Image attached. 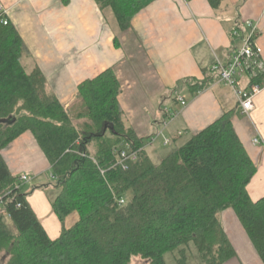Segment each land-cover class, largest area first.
<instances>
[{
    "label": "trees",
    "instance_id": "1",
    "mask_svg": "<svg viewBox=\"0 0 264 264\" xmlns=\"http://www.w3.org/2000/svg\"><path fill=\"white\" fill-rule=\"evenodd\" d=\"M95 1L112 11L122 32L141 8L139 0ZM2 19L0 255L5 264H130L132 257L166 264L164 255L175 251L176 264H188L190 245L201 264H226L236 254L219 219L225 211L233 212L264 264V197L252 201L247 192L256 166L233 130L231 112L153 165L143 140L123 123L112 69L79 84L76 119L82 126L77 128L41 71L25 69V46ZM263 80L264 74L253 82ZM25 132L51 166L57 191L51 210L62 225L56 239L48 237L1 157ZM122 150L137 152L126 170L116 166L115 151ZM72 213L77 220L66 228Z\"/></svg>",
    "mask_w": 264,
    "mask_h": 264
},
{
    "label": "crops",
    "instance_id": "2",
    "mask_svg": "<svg viewBox=\"0 0 264 264\" xmlns=\"http://www.w3.org/2000/svg\"><path fill=\"white\" fill-rule=\"evenodd\" d=\"M139 2L140 10L123 32L112 11L95 0H0V8L25 46L23 66L41 71L65 111L75 102L79 84L112 69L123 123L143 140L145 151L186 142L231 112L233 130L256 166L247 192L252 201L263 198L264 80L254 109L245 115L210 67L229 62L251 32L247 22L264 65V0ZM247 84V77L239 80L241 88ZM200 85L206 87L198 90ZM167 113L176 116L169 120ZM1 157L15 178L27 174L37 184L54 183L51 166L29 132L4 148ZM31 188L24 192L26 200L48 237L56 239L62 225L52 213V199ZM222 226L236 254L226 264H263L233 212L222 213Z\"/></svg>",
    "mask_w": 264,
    "mask_h": 264
},
{
    "label": "built area",
    "instance_id": "3",
    "mask_svg": "<svg viewBox=\"0 0 264 264\" xmlns=\"http://www.w3.org/2000/svg\"><path fill=\"white\" fill-rule=\"evenodd\" d=\"M3 14L4 11L0 8V17ZM2 22L4 25L6 24L5 19H2ZM246 25L251 27V32L243 39L242 46L232 52L228 63L223 64L216 61L210 67V71L216 76L218 84L228 87L233 91L242 113L248 115L254 109L253 99L261 89V85L254 83L253 79L264 74V65L260 62V50L254 40V28L249 22ZM242 77H247L248 79L247 86L243 88L239 86V80ZM177 102L181 108L186 107V102L183 98H177ZM167 114L169 115V120H172L176 116L175 113ZM167 143L168 141H165L164 145H167ZM253 143L258 145L257 140H254ZM115 156L116 166L126 170L127 163L136 161L137 152L129 150L115 151ZM26 182H28L26 176L18 178L19 184L17 187ZM119 204H123V200H120ZM1 209L2 198L0 197Z\"/></svg>",
    "mask_w": 264,
    "mask_h": 264
},
{
    "label": "rangeland",
    "instance_id": "4",
    "mask_svg": "<svg viewBox=\"0 0 264 264\" xmlns=\"http://www.w3.org/2000/svg\"><path fill=\"white\" fill-rule=\"evenodd\" d=\"M76 100L71 106H68L66 112H67L68 116L71 118V120L74 121L75 125L78 128V127L82 126L81 123H79L78 118L76 119V116L81 111V106H80V103H78L79 101L76 102ZM184 142L185 141L181 139L176 144L170 143L169 146H167L165 148H161L159 151H156V152H154L155 150H157L156 146H153L151 148H146V153L150 156V160H151L152 164L158 165L165 156H167L169 153H171L177 147L182 145ZM22 176H26V178L28 179V182L22 183L20 185V189H21L23 194H25L24 192L30 186L33 187L30 189V192L31 191L42 192L43 194H46V196L49 199H53V197L57 194V191L54 189V187H52V185L54 183L51 181V179H49V181L44 180L45 182H43V180H42L40 183L37 184V182H32L33 180H31V176L27 175V174H19L17 178H21ZM219 219H220L221 224H222V213L219 215ZM76 220H77V214L72 213L71 215H69L66 218V220L64 222L65 227L66 228L71 227L76 222ZM6 223L8 224V226L12 227V224L8 220H6ZM1 256H2V254L0 255V264H5V261L3 258H1ZM187 256L189 259L188 264H201L199 257L197 256L196 252L194 251V249L191 245H190V248L187 250ZM193 257H196V259H198V260H196L197 262H195V260H193ZM176 259H177V251H175L173 253H167L166 255H164V261L166 264H176ZM130 264H148V262L142 260L139 257H132Z\"/></svg>",
    "mask_w": 264,
    "mask_h": 264
},
{
    "label": "water",
    "instance_id": "5",
    "mask_svg": "<svg viewBox=\"0 0 264 264\" xmlns=\"http://www.w3.org/2000/svg\"><path fill=\"white\" fill-rule=\"evenodd\" d=\"M14 121V120H13ZM12 122H10V124H11Z\"/></svg>",
    "mask_w": 264,
    "mask_h": 264
}]
</instances>
